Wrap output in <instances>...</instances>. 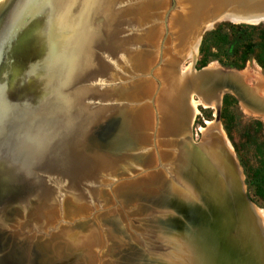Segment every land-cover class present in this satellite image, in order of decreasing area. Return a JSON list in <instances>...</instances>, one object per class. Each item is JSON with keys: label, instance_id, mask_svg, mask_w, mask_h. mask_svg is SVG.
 I'll return each instance as SVG.
<instances>
[{"label": "water", "instance_id": "obj_1", "mask_svg": "<svg viewBox=\"0 0 264 264\" xmlns=\"http://www.w3.org/2000/svg\"><path fill=\"white\" fill-rule=\"evenodd\" d=\"M110 1L80 0L76 5L80 10L70 12L69 29L53 54L48 52L49 40L43 31L46 14L57 12L59 6L70 9L69 1L42 0L48 6H40L30 22L24 18L22 0H4L0 4V264H70L64 261L62 251L52 248L53 254L44 255L50 246L38 248L37 237L25 239L23 233L14 235L18 222L15 214L10 218L12 211L43 199L53 188L59 190L58 194L60 187L76 190L83 173L98 169L99 160H111L112 165L128 161L111 155L113 144H106L114 134L119 111L110 104L109 93L104 96L107 89L94 85L101 84L98 80L104 75L103 57H117L128 45H124V39L140 31H135L136 21L123 13V3L109 5ZM216 1H179V26L189 39V56L194 57V63L204 34L216 23L264 22H235L233 10L222 9ZM247 1L250 5L264 0ZM96 61L99 68L89 69L87 64L94 66ZM208 66L200 70L193 66L192 73L177 76L187 82V97L194 93L209 102ZM136 75L149 76L143 71ZM235 88L226 85L220 89L216 119L221 115L226 90ZM191 128L182 134L179 144V203L175 201V209L169 211L172 214L168 218H161L166 238H158L159 245L149 253L150 257L156 255V260L119 256L118 261L110 264L245 262L243 247L237 239L242 219L240 205L254 203L247 197L242 181V195L236 196L220 178L207 177L206 169L199 167L204 143L193 139ZM98 150L104 151V160L97 156ZM159 165L163 168V163ZM59 222L48 229L41 228L38 235L49 237L59 228ZM25 229L30 232L29 227Z\"/></svg>", "mask_w": 264, "mask_h": 264}, {"label": "bare ground", "instance_id": "obj_2", "mask_svg": "<svg viewBox=\"0 0 264 264\" xmlns=\"http://www.w3.org/2000/svg\"><path fill=\"white\" fill-rule=\"evenodd\" d=\"M3 1L0 0V4ZM22 1L26 22L31 21L33 14L39 10L40 6H44V8L46 5L48 6V4L44 5L42 0ZM66 1H69L70 4V9L67 6L69 12L64 5V7L59 6L57 12L54 11L53 13L49 11L46 14L48 20L46 19L43 31L49 40L50 48L48 52L52 51V54L63 38L65 31L69 29L67 17H69L70 12L72 14L80 10L76 6L80 0ZM115 2L123 3V13L126 17L131 20L133 18L136 21V28L138 29L135 31L139 30L140 32L137 35L133 34L129 38L126 37L124 39V45H128L125 46L122 52H119L120 54L117 57L110 53L109 56L103 57V61L101 62L103 64L104 75L102 79L97 78L99 82L101 80V84L95 83L94 86L99 87L102 85L104 90L107 89V93L104 96L107 97L109 93L108 99L111 100L110 104L115 111H119L117 121L114 123V134L107 139L106 144H113L111 148L113 154L111 155L116 154L115 157H118V159L124 157L128 161L112 165L111 160L105 159L106 155L104 151L98 150L97 156L99 154L101 155V159L105 160H99L100 165L98 169L92 170L89 174L86 173L87 171L83 173L82 180L76 184V190L74 188L67 189L60 187V192L62 193L59 192L58 194L59 190L57 191L56 188H53L54 190H51L50 194H46L41 200H33L25 209L16 208L13 210L10 218L12 219L15 214L16 221L18 222L16 223L18 224L17 231L13 232L14 235L17 236L23 233L22 235H24L25 239L37 237L39 240L40 238H44L38 235L41 228L44 230L53 227L63 217L75 218L88 214L91 210L96 209V207L107 201V191L112 193L114 197L118 195V197H124V199H126V196L137 198L131 201V207L135 209L140 207L145 211L143 221L146 223V226H143V233L129 236L130 238L121 237L115 228L116 226L108 224V228L110 229H107L109 230L110 239L114 242L112 256L118 261L117 258L119 256L133 258L134 260L142 256L150 257L149 253L154 252L159 245L157 243L159 241L158 238H166L167 232L165 225L161 223V218L163 216L168 218L167 215L172 214L169 211L175 209V201H179V136L185 133V131L188 132L187 129L191 128L194 116L193 108L198 105H203V107L211 105L209 107L216 108L220 88L224 85L232 86V82H230L227 75L207 68V78L211 82L207 90V100L209 102L204 100L205 104H203V100L195 101L194 106H192V93L187 97L188 93L184 89L187 82L180 81L179 77L170 72V75L172 74L171 77L174 78L173 82L168 83V86H171L169 87L171 90L166 88L161 91L156 102L160 106L159 99L164 95L165 103L164 101L161 103L164 110L168 108V113L165 114V117L169 115L170 118L169 127H167L166 132L162 130V119H160L164 113L160 112V108L158 107V110L156 105H154V110L157 114L156 127L159 129V126H161V133L164 136L162 144L167 143L165 150L163 149L166 151V154L162 153L161 157L156 143L158 141L154 140L153 148L150 140L152 130L149 123L152 122L153 117L151 107L146 104V98L149 94V90L147 89L150 87V84L147 79H143L136 74L144 70L146 47L154 43L157 32H159L161 27L159 19L156 21L157 23L152 20V12L162 9L165 1L111 0L108 4L111 5ZM216 2L222 9L228 8L233 10L231 16L235 22L246 21L257 23L264 21V1L250 5L247 0H222L221 2L218 0ZM99 10H101V7ZM62 20L64 22H61ZM176 23L179 26V18L176 20ZM61 25L63 26L62 28ZM122 29L128 32L127 29ZM113 48L115 49V47ZM113 48H110V50L114 51ZM192 50L193 55H195L197 47H194ZM99 60H102V57H99ZM97 63L98 61H96L94 66L89 63L87 66H91L89 69L99 68ZM203 80V78L200 79L201 83H203ZM139 92H141V95ZM170 98H174L175 109H171L170 101H167ZM144 106L145 108L147 107V112L144 111ZM179 108L185 109L184 112H181ZM173 110L175 112L174 122L171 119L173 117L171 111ZM135 112H140L139 118H137V115L133 117L136 114ZM207 124L208 128L200 127L199 129L204 134L202 141L204 144H201L203 147L199 167L206 169L209 179L215 180L216 178H220L222 182L230 186L236 196H240L242 195L241 171L234 158L233 147L225 136L224 131L216 126L213 121L207 120ZM147 132L148 140L145 141L142 138L146 137ZM155 154L161 159H155ZM112 160L114 162L117 161L115 159ZM154 161L155 163L158 161L161 164L163 163L161 177L156 175V177L161 178V181L159 182V187L154 190V193L150 191L146 193V190L139 191L141 189H138V192L133 191L135 193H132L134 194L132 196L126 188L120 190L121 194H117L119 189L127 187V184L135 185L138 181L116 182L112 187L113 181L119 178V176L132 173L133 170L139 167L150 166ZM128 204L130 205V203ZM241 210L242 219L237 239L241 243L245 254V262L243 264H264V212L255 204L250 206L249 203L245 202H242V205H240ZM26 227L30 228L29 233L25 229ZM63 230L66 231V228H63ZM65 231L53 235L54 238L56 237V240H66V243H69V246H67L69 247L67 249L69 251L76 247L71 244L77 242V239L74 237L76 234L80 241V245H77L80 247V251L77 254H73L71 251L68 253L64 252V261L70 264H86L85 262L83 263L82 255L88 253L90 246L96 245L98 239H100V235L96 233L97 230L91 227L90 231L84 235L78 230L79 236L78 233L74 232V229ZM82 242L85 244L83 245ZM54 245L55 243L52 245L48 243V246H52L53 249L56 247ZM42 246L47 247V244H42ZM58 248V251H63V247L59 246ZM151 256L153 257H150V260H156V255L153 254Z\"/></svg>", "mask_w": 264, "mask_h": 264}, {"label": "rangeland", "instance_id": "obj_3", "mask_svg": "<svg viewBox=\"0 0 264 264\" xmlns=\"http://www.w3.org/2000/svg\"><path fill=\"white\" fill-rule=\"evenodd\" d=\"M163 1L165 2L162 9H157L153 12L152 19L153 17L155 18V21L159 19L161 21V27L159 29V32H157L154 43L146 47V57L144 62L145 65L143 68V71L147 73V75H149L148 77H144L143 79H147L150 84V87L148 84L149 88L147 90H149V94L146 98V104L151 107V113L153 117L152 122L149 123L151 124L150 129L152 130L150 136L151 145L154 148V140L156 139V141H158L156 143L157 148L161 153V157L162 153L166 154V151L164 150L167 146V143L162 144L164 136L161 133V126H159V129L156 127L157 114L154 110V105H156L158 109L159 106L156 102L158 101L157 99L159 98L160 92L167 88L168 83L173 82L174 78L171 77L172 74L170 75V72H172L175 76H183L185 74L192 73L193 66L196 70H200L197 68V62L200 58L199 52L196 55V61L194 63V57L189 56V39L187 38L186 33L180 28V26H178L177 23V25L175 24L178 18L180 20V0ZM165 20L167 21V24L165 23ZM223 22L229 21H220L208 31L213 30L218 24H221ZM208 65V69L227 75L230 82H232V86L236 87L235 89L226 90L227 93L233 94L239 101V107L235 109L236 120L233 125V142L240 146H242L243 144L246 145V148L242 151V154L244 156L243 159L248 162L249 166L257 167L258 163L255 148L254 146H247V141L245 140L244 135L246 130H248L251 125L255 126L254 121L259 120L264 124V71L253 57L249 59L244 69L226 67L219 63L217 60L210 62ZM224 83L226 82L224 81ZM225 87L226 85L221 88L223 89ZM216 93L218 94L217 91ZM139 94L141 95V92H139ZM200 100L202 101V99L197 94H192V106H194L193 104L195 101ZM162 101H164L165 103L164 96H162ZM167 101H170V105L172 106L173 100L168 99ZM217 108L218 107L211 108L209 106L203 107L202 105H198L193 108V126L191 124L192 137L196 142L203 141L204 134L199 129L200 127L208 128L207 120H209L213 121L216 126L224 131L225 136L233 145L234 143L226 133L221 115L219 117V120L216 119ZM165 110L168 112V108H166ZM144 111L147 112V107L145 108V106ZM136 115L137 118H139L140 112L134 114L133 117H136ZM169 120V115H167V117H165L164 121L162 122V130L165 132L167 131V127H169ZM142 139H144L145 141L148 140V132L146 134V137ZM256 139L259 142H262L264 140L262 136H257ZM232 150L234 158L240 167L241 180L243 182L247 197L264 212V199L257 194L255 186L250 185L249 188V185L247 184V176L241 163V158L235 151L234 146ZM156 158L159 159L157 154H155V159ZM159 166V161L156 163L154 161V163H152L150 166H147L143 172H141V170L139 169L133 170L130 174L119 176V178L113 181L111 185L113 186L116 181H134L137 178L142 177L143 179L139 180L137 184H127V187L119 189V192H117V194H121L120 190L126 188L128 189V193H131L132 196L134 195L132 193H135L133 191L138 192V189H141L139 191L146 190V193L148 191L154 193V190L159 187V182L161 181V178L156 177V175H161V168ZM125 198L126 199H124V197L120 198L118 197V195L117 197H114L112 193L107 191V201L99 207H96V209L91 210L88 214L75 218H61L59 220V228L57 230L52 232L49 237L40 238L37 241L38 248L43 247L42 242L44 244L46 242L47 245L48 243L50 245L55 243L54 246L56 247L54 249L58 250V247L60 246L63 247V253H68L71 251V253L77 254L80 251V247H78L80 245V241L76 234L74 235V237L77 239V242L71 243L76 247L69 251L67 250L69 248L67 247L69 246V243L67 244L66 240L63 241V239L56 240V237L54 238L53 235L59 232L63 233L65 231L63 230V228H66L65 232L74 229V232L78 233V236V230H80L81 234L84 235L87 234L92 227L97 230L96 233L100 235V239H98L96 245L90 246L88 253H84L82 255V259L87 264H110V261H113L115 259L112 256L114 252V242L110 239L108 230L110 228H108V224L115 225V228L118 230V234L121 237L127 238H130L129 236H134L138 233H143V226H146V223L143 221L145 218V211L140 207H138V209L131 207V201H134L137 198H132L131 196H126ZM128 203H130V205ZM82 230L84 231V233ZM67 238L69 239V237ZM82 244L84 245L85 243L82 242ZM51 249L52 246L46 248L43 254L45 255L47 254V252L53 254L50 252Z\"/></svg>", "mask_w": 264, "mask_h": 264}, {"label": "trees", "instance_id": "obj_4", "mask_svg": "<svg viewBox=\"0 0 264 264\" xmlns=\"http://www.w3.org/2000/svg\"><path fill=\"white\" fill-rule=\"evenodd\" d=\"M200 58L197 68L202 69L212 61H218L223 66L235 69H244L247 62L253 57L264 71V24H234L223 22L213 30L204 34L200 48ZM221 118L228 137L233 142V125L236 120L235 109L239 107L238 99L231 93H225L222 98ZM245 132L247 146H254L257 156V167L249 166L243 159L242 151L246 145L233 144L235 151L241 158L247 184L255 186L257 194L264 199V140L259 142L256 137L264 139V124L254 121ZM256 139V140H255Z\"/></svg>", "mask_w": 264, "mask_h": 264}, {"label": "crops", "instance_id": "obj_5", "mask_svg": "<svg viewBox=\"0 0 264 264\" xmlns=\"http://www.w3.org/2000/svg\"><path fill=\"white\" fill-rule=\"evenodd\" d=\"M169 87H171L170 85L167 87V88H169ZM169 90H171L170 88H169ZM162 96H164V95H162ZM162 96L160 97V99H159V101H160V106H159V108H160V112H163L164 114H163V117H160V119H162V122L164 121V119H165V114H167L168 112L166 111V110H164V107H163V104L161 103L162 102ZM171 99V98H170ZM172 100H173V102H172V107H171V109H175V106H174V98H172ZM203 106V105H202ZM180 110H181V112L183 111L184 112V110L185 109H183V108H179ZM171 113H172V116L173 117H171V119H173L172 121L174 122V120H175V112H174V110L173 111H171ZM177 115V114H176ZM192 126H193V124H192ZM181 136H182V134L179 136V144L181 143ZM146 167L145 166H143V169H145ZM141 179H143L142 177L141 178H137L136 180L137 181H139V180H141Z\"/></svg>", "mask_w": 264, "mask_h": 264}]
</instances>
